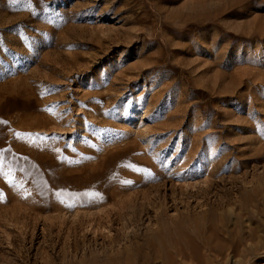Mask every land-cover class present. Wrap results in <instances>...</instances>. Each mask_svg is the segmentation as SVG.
<instances>
[{
    "label": "rangeland",
    "instance_id": "374dc122",
    "mask_svg": "<svg viewBox=\"0 0 264 264\" xmlns=\"http://www.w3.org/2000/svg\"><path fill=\"white\" fill-rule=\"evenodd\" d=\"M0 264H264V0H0Z\"/></svg>",
    "mask_w": 264,
    "mask_h": 264
},
{
    "label": "bare ground",
    "instance_id": "6f19581e",
    "mask_svg": "<svg viewBox=\"0 0 264 264\" xmlns=\"http://www.w3.org/2000/svg\"><path fill=\"white\" fill-rule=\"evenodd\" d=\"M126 172V171H125ZM108 178H111V177H108ZM107 178V179H108ZM105 180L106 179H104V180H102V179H100L99 181L98 180H92V178L91 179H87V180H83V181H80V182H75V183H71L72 181H68L67 182V184H66V186L65 187H67V189L69 190V189H73V190H82V191H87V192H89L90 194H97L98 192H102L103 191V183L105 182ZM110 180H112V179H110ZM106 181H109V179L108 180H106ZM131 181V180H130ZM137 181V180H136ZM114 182H119V178H115L114 179ZM207 182V181H206ZM208 184V183H207ZM210 184V186H211V183H209ZM207 187V186H206ZM208 187H209V185H208ZM149 188V187H148ZM144 189H145V187H144ZM209 189V188H208ZM202 191V190H201ZM203 191L204 192H206L207 193V188L206 189H203ZM202 191V192H203ZM76 193V192H75ZM129 195V194H128ZM129 198V197H128ZM220 198V197H219ZM223 198V197H222ZM219 200H221V198L219 199ZM130 201V200H129ZM223 252H220V254H222ZM217 256H219V255H217Z\"/></svg>",
    "mask_w": 264,
    "mask_h": 264
}]
</instances>
